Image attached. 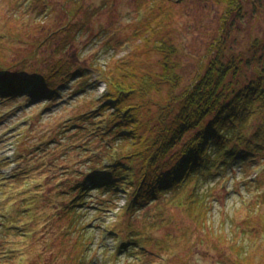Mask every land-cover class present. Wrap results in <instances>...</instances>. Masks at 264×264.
Returning a JSON list of instances; mask_svg holds the SVG:
<instances>
[{
	"label": "rangeland",
	"instance_id": "obj_1",
	"mask_svg": "<svg viewBox=\"0 0 264 264\" xmlns=\"http://www.w3.org/2000/svg\"><path fill=\"white\" fill-rule=\"evenodd\" d=\"M226 7L215 0H0V73L68 60L82 74L64 85H86L67 88L62 102L0 99V264H264V161L209 177L199 199L192 183L133 210L126 193L92 189L76 223L64 211L77 195L68 189L98 166L110 138L83 132L79 121L107 91L96 68L158 72L157 41L170 37L189 82L220 37L232 50L264 40V0H247L244 16L224 26ZM156 114L154 107L145 117Z\"/></svg>",
	"mask_w": 264,
	"mask_h": 264
},
{
	"label": "trees",
	"instance_id": "obj_2",
	"mask_svg": "<svg viewBox=\"0 0 264 264\" xmlns=\"http://www.w3.org/2000/svg\"><path fill=\"white\" fill-rule=\"evenodd\" d=\"M215 1L227 6L224 26L231 17L245 14L247 0ZM157 44L162 55L158 72L130 70L121 63L109 69L94 67L96 80L106 82L107 91L98 98L97 110L81 114L79 121L83 132L102 130L110 138H105L102 163L98 161L73 190L68 189L77 193L64 210L73 224L86 211L82 207L92 189L115 195L122 191L129 207L137 210L161 195L184 192L192 183V193L199 199L200 187L209 177L248 161H264V40L254 37L246 48L232 50L220 37L200 58L189 82L174 59L178 45L170 37ZM74 65L66 60L42 71L20 69L11 77L0 73V99L22 96L62 102L67 88L72 93L78 90L64 85L82 74ZM154 107L156 116L146 119Z\"/></svg>",
	"mask_w": 264,
	"mask_h": 264
}]
</instances>
